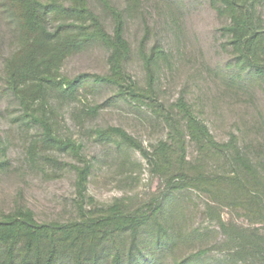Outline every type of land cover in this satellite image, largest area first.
<instances>
[{"label": "rangeland", "instance_id": "rangeland-1", "mask_svg": "<svg viewBox=\"0 0 264 264\" xmlns=\"http://www.w3.org/2000/svg\"><path fill=\"white\" fill-rule=\"evenodd\" d=\"M16 2L0 0V218L29 211L38 223H65L115 201L134 211L161 198L160 218L171 235L161 264H264V214L257 207L231 194L169 187L112 131L123 129L152 152L168 138L166 111L184 97L217 142L234 134L264 175V73L232 41L227 0H84L110 34L114 10L121 12L130 48L124 67L144 93L140 100L101 79L110 73L111 48L100 41L70 51L53 67L57 81L82 78L72 95L57 83L47 84L44 99L30 85L15 94L8 76L18 73L31 35ZM252 7L264 33V0ZM52 18L50 31L58 25L66 26L64 35L78 31L79 21ZM257 39L249 54L264 67V34ZM45 119L53 136L71 141L76 152L48 140ZM185 146V158L194 162L197 147L187 136ZM229 161L221 154L197 163L208 174L229 175L235 169ZM85 163L91 168L80 199L77 169Z\"/></svg>", "mask_w": 264, "mask_h": 264}, {"label": "trees", "instance_id": "trees-1", "mask_svg": "<svg viewBox=\"0 0 264 264\" xmlns=\"http://www.w3.org/2000/svg\"><path fill=\"white\" fill-rule=\"evenodd\" d=\"M11 1L14 4L16 0ZM240 1L226 2L228 7L224 8L231 13L227 30L244 58L264 73L261 69L264 67L249 54L258 36L264 34L255 23L254 0ZM16 4L22 9L21 18L31 35L18 73L8 76V84L15 94L19 96L30 85L37 98L44 99L47 84L57 83L72 95L82 78L57 81L53 67L70 51L100 41L111 48L110 73L101 79L123 88L134 100L143 97L144 93L136 89L135 82L125 71L130 48L119 10H114V27L110 34L99 16L84 5V0L68 5L57 0H17ZM56 14L79 21L78 31L64 35L65 25L50 31L48 20H53ZM87 17L89 23L85 25ZM152 58L147 60V66ZM164 120L169 127L168 138L160 141L152 152L123 129L114 127L112 131L137 148L154 171L169 180V187L178 189L186 185L221 195L231 194L250 202L264 214V175L235 143L234 134L227 142H217L184 97H179L166 111ZM42 124L49 141L64 150L77 151L71 141L53 136L49 120L45 119ZM186 136L197 147L194 162L185 158ZM221 154L228 155L235 167L232 174H208L197 163ZM90 168L91 165L85 163L77 169L76 190L80 199L85 198ZM162 203L160 198L145 208L130 211L115 201L97 208L96 213L85 211L79 218L65 223H38L29 211L6 214L0 218V256L6 258L2 264H161L159 255L171 238L167 224L160 218ZM260 254L264 263V254Z\"/></svg>", "mask_w": 264, "mask_h": 264}]
</instances>
